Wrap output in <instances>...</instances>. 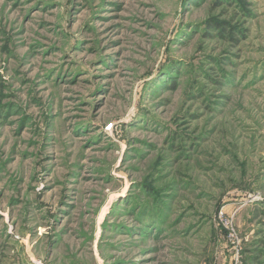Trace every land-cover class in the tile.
<instances>
[{"label": "rangeland", "instance_id": "obj_1", "mask_svg": "<svg viewBox=\"0 0 264 264\" xmlns=\"http://www.w3.org/2000/svg\"><path fill=\"white\" fill-rule=\"evenodd\" d=\"M0 264H264V0H0Z\"/></svg>", "mask_w": 264, "mask_h": 264}]
</instances>
